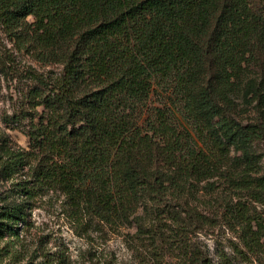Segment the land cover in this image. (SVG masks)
<instances>
[{
  "label": "trees",
  "instance_id": "1",
  "mask_svg": "<svg viewBox=\"0 0 264 264\" xmlns=\"http://www.w3.org/2000/svg\"><path fill=\"white\" fill-rule=\"evenodd\" d=\"M0 25L59 67H31L4 117L30 146L0 131V264H123L105 250L83 263L24 253L31 201L49 191L101 233L135 227L139 264H235L263 248L264 0H0ZM10 61L0 50L5 76ZM159 89L172 107L151 103ZM218 226L237 239L219 261L195 240Z\"/></svg>",
  "mask_w": 264,
  "mask_h": 264
},
{
  "label": "rangeland",
  "instance_id": "2",
  "mask_svg": "<svg viewBox=\"0 0 264 264\" xmlns=\"http://www.w3.org/2000/svg\"><path fill=\"white\" fill-rule=\"evenodd\" d=\"M0 50L8 52L11 58L8 75L5 76L0 72V131L5 132L11 146L28 149L30 140L24 133L23 126L12 122L7 123L4 121V117L13 114L19 108L24 94L33 84L32 80L26 77L31 67H35L38 71L46 74L58 71L59 67L52 64L43 66L35 61L31 54L25 51L20 52L9 40L1 25ZM238 100H240L239 108L244 111L242 118L248 119L252 112L251 106L244 102L241 96ZM151 103L156 106L172 107L168 92L161 89L152 94ZM259 150L264 154V146H261ZM260 164L261 170L264 172V158ZM9 188H11L9 184L5 183L3 186L0 183V193H2V189L7 190ZM203 193L200 185L199 195ZM224 195L225 193L221 192L218 199L221 200ZM27 223L26 229L20 236L24 253H28L42 244L53 250H66L72 259L83 263L89 252L97 254V252L105 250L116 255L120 261H123V264H139L138 260L133 257V250L129 248L128 239L129 235L135 234V227L126 225L118 232H112L108 229L107 232L101 233L91 219L82 216L79 218L64 202V196L60 192L49 191L36 196L29 206ZM195 240L204 250L210 251L211 254L215 253V260H221L217 254L222 250L234 257L235 253L230 245L232 240L237 239L232 237V233L227 227L218 226L214 233H201ZM6 242L7 239L0 244V247L5 246ZM3 259L8 261L5 256ZM233 259L235 264H264V246L247 261L238 260L236 257Z\"/></svg>",
  "mask_w": 264,
  "mask_h": 264
}]
</instances>
